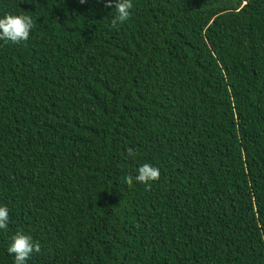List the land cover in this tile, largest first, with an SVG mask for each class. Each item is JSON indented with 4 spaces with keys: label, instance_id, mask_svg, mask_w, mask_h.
<instances>
[{
    "label": "trees",
    "instance_id": "1",
    "mask_svg": "<svg viewBox=\"0 0 264 264\" xmlns=\"http://www.w3.org/2000/svg\"><path fill=\"white\" fill-rule=\"evenodd\" d=\"M132 3L0 0V264H264V0Z\"/></svg>",
    "mask_w": 264,
    "mask_h": 264
},
{
    "label": "clouds",
    "instance_id": "2",
    "mask_svg": "<svg viewBox=\"0 0 264 264\" xmlns=\"http://www.w3.org/2000/svg\"><path fill=\"white\" fill-rule=\"evenodd\" d=\"M85 0H80L84 3ZM104 6L114 7L116 15L111 21V26L117 28L118 25L127 21L133 8L132 0H104ZM34 27L33 19L29 15L5 14L0 18V41H9L18 44L27 41L30 32ZM129 155L134 153L129 149ZM160 178V170L148 163L138 168V174L135 181L150 187V182L157 181ZM133 176L128 175L125 183L129 186L133 184ZM9 222V210L6 206H0V230H6ZM41 251L40 244L34 242L32 237L23 232H17L11 239L10 246L7 248L9 254L14 255V264H26L33 252Z\"/></svg>",
    "mask_w": 264,
    "mask_h": 264
}]
</instances>
